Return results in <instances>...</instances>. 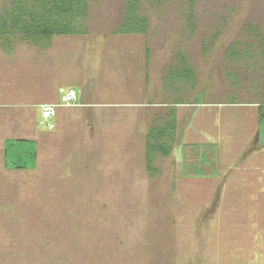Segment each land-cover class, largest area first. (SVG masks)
<instances>
[{"label": "rangeland", "instance_id": "374dc122", "mask_svg": "<svg viewBox=\"0 0 264 264\" xmlns=\"http://www.w3.org/2000/svg\"><path fill=\"white\" fill-rule=\"evenodd\" d=\"M13 1L0 0V20L9 21ZM81 2L74 25L85 33L37 43L5 36L42 59L52 49L69 71L84 72L96 55L99 73L113 78L100 84V107L92 99L79 109L109 116L115 141L89 148L79 124L73 151H40L32 164L31 151H9L6 168L0 151V264H264V151H247L248 160L238 151L264 106V0H138L145 31L136 34L117 32L127 0ZM182 60L194 82L170 77ZM80 76L66 84L84 104ZM143 115L148 130L175 116L171 152L155 154L150 172L145 151H132L125 171L123 137ZM53 122L38 109L40 130L54 133ZM221 136L233 140L226 155L207 139Z\"/></svg>", "mask_w": 264, "mask_h": 264}, {"label": "crops", "instance_id": "0c3cea01", "mask_svg": "<svg viewBox=\"0 0 264 264\" xmlns=\"http://www.w3.org/2000/svg\"><path fill=\"white\" fill-rule=\"evenodd\" d=\"M60 37L61 36H54L52 42L53 40H60ZM19 40H24V37H20ZM9 44L10 40L6 36L1 35L0 151H2V156H4L5 141L8 140H24L33 143L36 147V160L39 157L40 151H57L58 155H61L62 151H73L80 147V142L76 143L79 124L81 126L87 125V128L80 133H85L87 131L84 135L85 138L90 139L89 148H92L95 143H101V140H104L107 141V148L110 149L115 139L107 132L111 130L110 127L114 122H110L108 119L109 116H102L101 113L91 114L90 112L79 109L80 106L90 105L89 103L92 102V99L96 104L97 98L100 95V84L103 82L109 83L113 78L112 72H106L105 74L99 73L101 65H96V55L87 58L88 68L84 67L82 62V70L84 72L79 71L78 68L69 71L67 61L59 63L58 58L54 59L58 56V53L56 52L53 57L52 49L50 50V55L46 52L45 59H42L41 55L43 54L34 52L28 44H15L14 42L12 45ZM100 52L101 49H99V53ZM57 68L59 71L53 73L52 70ZM79 73L83 76V79L81 85L77 86L80 89L79 95L82 97L84 104H77L76 102L75 106L69 108L60 106V87L70 88L71 85L66 84L67 82L69 83V75L73 76L74 79ZM86 87L87 91L85 90ZM71 89L73 88L71 87ZM110 90L111 88L107 91L108 94H110L109 92H114L113 89ZM88 92H92V94L89 95ZM89 96L91 97L89 98ZM42 105L57 106L56 115L52 118L54 121L53 125L48 124L51 125V128L47 125L49 129L55 128L54 133L44 132L38 128V109L41 108ZM96 105L98 107L101 106L99 104ZM139 107H141L139 104H135L136 109L139 110ZM79 116L81 117L79 118ZM106 119H108V125L107 127H103L104 122L102 121ZM86 120L90 122L86 123ZM191 122L192 123L188 125V129L191 128L193 133L194 118ZM129 123L131 124V128L123 137L126 142L125 151L131 152L125 163L127 165L125 166V171H132L134 167L132 163H134L133 158L135 154L132 153V151H145V142L149 131L147 127L148 123L145 121L144 115L141 118L134 116V118L130 119ZM134 130L137 131L136 134L132 133ZM252 137L253 135H250L248 138L245 136L243 139L242 143H244V147L238 150L240 152L244 151L241 154V158L247 157V151H264V147L255 149V147L250 148L249 145L251 141L255 142V146L261 145L259 142V127H257L253 139ZM207 139L210 144L216 145L218 148L220 147L219 151H223L221 153L225 155L229 151V149L226 148L233 143L232 139L225 138L224 136L216 138L210 137ZM116 151L121 150L116 149ZM142 157L145 159V152H143ZM234 158L236 157L234 156ZM252 158L253 157L250 156V159ZM245 159L248 160L249 158L247 157ZM2 162L4 163V160H2ZM232 168L236 170V167H230L223 173H220L218 178H212V180L225 179V177H227V171H231ZM219 170L221 172L222 168Z\"/></svg>", "mask_w": 264, "mask_h": 264}, {"label": "trees", "instance_id": "16d2710c", "mask_svg": "<svg viewBox=\"0 0 264 264\" xmlns=\"http://www.w3.org/2000/svg\"><path fill=\"white\" fill-rule=\"evenodd\" d=\"M138 0H127V18L119 27L118 33L136 34L145 31L144 18H136L135 7ZM9 21L0 20V36L19 35L36 42L48 41L54 35H72L85 33L74 25L77 17H84L86 4L81 0H14ZM171 78H178L185 82H194L196 77L190 66L182 60L181 66L170 72ZM198 105L201 103L196 102ZM264 106H259L258 127L259 134L264 132ZM176 130L175 116L165 125L151 127L145 142V165L147 171L155 172L152 158L155 154L164 157L170 155L171 143L174 141ZM166 131V132H165ZM163 137H165L164 142ZM12 155L26 154L31 151V164L36 159V147L24 140H8L4 145V167L8 152ZM33 159V160H32ZM17 164V163H16ZM26 164L16 166V170L27 169Z\"/></svg>", "mask_w": 264, "mask_h": 264}, {"label": "built area", "instance_id": "2783aa9c", "mask_svg": "<svg viewBox=\"0 0 264 264\" xmlns=\"http://www.w3.org/2000/svg\"><path fill=\"white\" fill-rule=\"evenodd\" d=\"M77 102V94L74 89L60 88L59 89V105L63 107H73ZM56 105H42L41 116L43 120H51L56 115ZM51 128V125H48Z\"/></svg>", "mask_w": 264, "mask_h": 264}, {"label": "flooded vegetation", "instance_id": "af4514ba", "mask_svg": "<svg viewBox=\"0 0 264 264\" xmlns=\"http://www.w3.org/2000/svg\"><path fill=\"white\" fill-rule=\"evenodd\" d=\"M255 141H256V140H255ZM249 145H250V148L255 147V149H256V148H259V147H262L261 145H258V146L256 145V146H255V142H253V141H251ZM248 148H249V147H248Z\"/></svg>", "mask_w": 264, "mask_h": 264}]
</instances>
